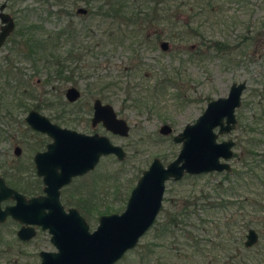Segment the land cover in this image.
I'll return each mask as SVG.
<instances>
[{
  "label": "rangeland",
  "instance_id": "rangeland-1",
  "mask_svg": "<svg viewBox=\"0 0 264 264\" xmlns=\"http://www.w3.org/2000/svg\"><path fill=\"white\" fill-rule=\"evenodd\" d=\"M4 1L3 11L13 18L15 28L17 25L36 24L40 28L36 30V36L40 39L47 33L71 22L79 28L83 25H91L93 37L89 35L86 27L78 34L80 42L84 44L87 41L91 44L89 48L91 50L84 58L82 57L80 62H75V60L68 62V66L72 68L75 64L78 68L82 65L73 73L74 78L77 79L76 84L62 82L53 77L51 73L54 65L48 64L47 67L44 64V56H41L42 53H35L32 58H25L12 52L10 59L13 60V66L17 67L16 71L19 72L23 85L15 89L3 88L2 90L0 88V93L4 92V105L6 106L5 102H9L14 119L9 121L7 117H4L0 122V164L7 165L14 162L12 148L18 145L22 150L19 163H26L24 167L27 166L34 147H39V140H43L44 137L33 134L24 123L19 121L24 117L28 108L22 109L17 104L21 102L32 105L37 103L38 99L42 100L50 107L41 108L38 111L57 125L78 132H96L106 135L113 144L120 145L124 149L126 156L122 161L116 160L111 155L102 157L90 175L81 178L79 184L76 182V186L77 184L78 186H91L90 191H87L89 190L87 187H80V192L91 193L90 199L94 201L92 203L96 207V216L107 208L120 212L125 206L130 189L152 158L156 157L166 164L176 156L179 150L180 144L172 143L171 135L158 134L157 130L160 125L168 124L172 133L179 132L185 124L193 123L209 100L225 96L231 83L245 81L246 86L241 94L240 105L235 110V128L228 134L218 135L216 139L220 141L231 138L234 141L232 151L236 153L240 151L245 137V126L251 121L252 113L255 111L251 102L255 103L260 97L256 92L260 90L258 81L264 75V0H242L240 2L211 0L209 13L205 10L203 16L195 17L190 22L192 27L200 25L199 36L188 37L183 41L174 37L171 41L166 38L168 23L157 22L153 26H141L143 30L140 36H144L147 32L148 39L143 37L144 41L142 40L140 45L131 44L130 46L127 38L123 43L108 40L106 34L112 30L107 28L103 22L102 26L95 29L96 24L99 23L92 13L97 5H102V0L93 2L92 6L85 5L82 0H47L44 2L40 0H0V4ZM175 2L186 5L184 7H188L190 3L189 0H163L158 6L175 5ZM78 8H84L89 13L80 15L76 13ZM180 17L185 19L186 14H181ZM178 24L175 25L176 30L180 28ZM157 31H159L160 40L155 39ZM251 32L259 34L257 36L260 38L256 42L251 43ZM240 35L246 38L242 42L238 39ZM111 39L116 40V38ZM225 39L230 41L227 53L215 55L210 45L213 41ZM162 40L167 41L169 45L166 51L159 49L158 45ZM11 43L9 36L0 47V63L3 56L11 49ZM67 43L69 42H63L59 46V55H65L69 47ZM205 45L208 48H205ZM198 47L201 48L203 57L190 59L189 51L197 50ZM132 49L135 51L132 52ZM131 56H138V59L131 60ZM31 59H35L34 62H31ZM131 64H133L132 68H130ZM79 73L84 76L80 77ZM47 75L48 78H46ZM2 80L0 76V84ZM25 81L27 84H24ZM69 85L79 89L80 97L74 103L61 108L58 102L64 100L63 92ZM100 87L102 88L101 93L110 97V104L118 116L129 125L127 137H114L100 127L91 128L89 126L90 105L95 97L91 93ZM28 92L35 95L36 100L31 99L29 102ZM55 110L65 113L64 117L74 120L72 123L75 124L65 125L55 121L52 118ZM228 163L230 168H236L239 165V162L233 158ZM29 172L30 170L25 171V177ZM256 172L259 170L256 169ZM219 173L221 172L203 173L196 178L186 177L177 182H166L156 223L163 220L166 211L172 209L174 201L181 195L194 194L201 206L196 207L194 214L183 225L199 240L202 248L204 247V252L197 255L189 253L190 264H209L210 261L222 264L228 261L231 255L235 257L234 262H237L241 256L243 264H264V209L259 208V204H264V180L260 182L256 176L249 177L244 174L242 179L246 180L245 183L238 182L239 188L236 189V193L233 196L225 194L224 197L229 200H238L247 196L251 198V205L244 204L237 208L238 203L229 208H220L212 205L218 198L215 190L211 188L214 183L222 179ZM105 179H108L106 184L103 183ZM111 182L113 184H110ZM230 184L225 182L223 186L227 187ZM72 190L73 187L72 189L68 187L65 192L71 194ZM201 191L204 193L207 191L208 194H204L199 199ZM85 199L87 201V198ZM228 215L234 219L225 228L222 225ZM96 224V219L88 222L89 229L92 230ZM246 224L252 227L258 235L257 242L249 247L251 250L247 252L241 245L247 229ZM155 226L156 224H153L142 235L137 245L114 264H147L139 261V251L151 240ZM0 231L3 232L4 239V242L0 243V264H39L36 253L39 250L53 249L45 233H39L38 237L21 244L14 241V235L8 233L6 229H0ZM226 234H228L226 247L229 250H224L221 248L223 246L216 244L218 239ZM167 241L166 238L160 241L159 245H167ZM164 251L168 253L167 246ZM161 255L166 258L162 252H160ZM169 261L172 264L176 262L174 259ZM176 264L189 263L180 260Z\"/></svg>",
  "mask_w": 264,
  "mask_h": 264
},
{
  "label": "water",
  "instance_id": "water-1",
  "mask_svg": "<svg viewBox=\"0 0 264 264\" xmlns=\"http://www.w3.org/2000/svg\"><path fill=\"white\" fill-rule=\"evenodd\" d=\"M4 8L5 1L0 4V47L14 26ZM77 12L85 13L86 9L78 8ZM158 46L161 51L169 47L165 40L160 41ZM245 86V81L233 82L225 96L209 100L193 123L185 124L172 136V141L180 144L176 157L166 166L153 159L131 189L124 209L118 214L100 216L91 232L74 209H68L66 213L62 210L58 202V188L67 183L72 175L91 169L100 155L112 153L120 159L122 150L103 136L60 128L43 115L29 111L25 117L27 124L32 129L46 132L53 140L45 152L34 156L37 174L42 176L46 185V196L25 201L21 194L6 188L0 179L1 198L12 193L16 200L15 206L0 211V220L10 214L24 224H37L42 229H48L56 251H41L40 264H114L125 251L135 246L152 225L161 206L165 180L176 181L183 174L198 175L230 169L228 161L232 158L234 141L231 138L216 139L218 135L228 134L235 128V110L240 105ZM78 95L73 86L67 87L64 92L69 102ZM93 109V122L101 120L107 130L122 136L126 134L125 122L115 117L109 104L101 105L95 99ZM170 131L167 124L159 128L161 134ZM44 208L47 212H43ZM32 234L30 228L21 227L17 231L21 239H27ZM257 239L256 231L248 227L243 246L252 247Z\"/></svg>",
  "mask_w": 264,
  "mask_h": 264
},
{
  "label": "trees",
  "instance_id": "trees-1",
  "mask_svg": "<svg viewBox=\"0 0 264 264\" xmlns=\"http://www.w3.org/2000/svg\"><path fill=\"white\" fill-rule=\"evenodd\" d=\"M40 1L44 2L47 0ZM95 1L97 0H82V2H84L87 6H92V3ZM162 1L163 0H102V5H97L95 7V11L92 13L95 15V18L98 21L97 23H99L96 24L95 29L102 26L103 22L107 28L112 30L110 33L106 34L108 40L123 43V41L127 38L129 39V46L131 44L140 45L144 41V38L148 39L147 32H145L144 36H140L142 35L141 31L143 30L141 26H153L156 25L157 22L168 23L169 27L166 38L171 41L174 37L179 41H183L188 37L199 36L198 28L200 25L192 27L190 22L195 17L200 18L203 16L205 14V10L209 13L211 0H189L190 3L188 4V7H184L186 5H180L177 2H175V5L170 4L166 7H159L158 4L162 3ZM235 1L240 2L242 0ZM88 13L89 12L86 10V14ZM180 13L186 14V20L180 17ZM177 23H179L178 25H180V28L176 30L175 25H177ZM85 27L89 35L91 34L93 37L91 25H83L79 28L78 25L72 22L58 27L55 31L47 33V35L42 39L36 36L37 31L40 29L36 24H29L23 28H17L14 32L16 35H14L11 39V49L8 54L3 56L0 63V73H10L6 75L4 80H2L3 84H0V88L15 89L23 85L19 78V72L16 71L17 67L13 66V60L10 59L12 52L16 55H22L25 58H32L35 53H42L41 56H44L43 58L45 60L44 64H46L47 67L48 64L52 66L54 65L53 72L51 73L53 77L62 82L76 84L77 79L74 78L75 75L73 73L76 72V68L79 69L82 65L78 68L75 64L73 66L75 69L73 70L72 67L68 66V62H73L74 60L75 62H80L82 57L84 58V56L91 50H89L91 46L90 43L86 41L83 44L78 39V34L81 30L85 29ZM174 31L175 33H173ZM158 32L159 31H157V35H155L156 40L161 39ZM257 35L259 34L251 32V43L256 42V40L260 38V36ZM111 38H116V40H112ZM248 38L249 37H247V39ZM238 39L239 42H242L246 38L244 35H240ZM63 42H69L67 43L69 47L66 50L65 55H59L58 49ZM229 47L230 41L227 39L223 41H213L210 45L211 51L215 55L226 54ZM205 48H208L207 45H205ZM134 51L135 50L132 49V52ZM189 53L191 54L190 59H201L203 57L200 47H198L197 50H190ZM134 55H136V53H134ZM137 59L138 56H131V60ZM34 60L35 59H31V62H34ZM132 65L133 64H131L130 68H132ZM79 74L80 77L84 76L81 75V73ZM48 77L49 76L47 75L46 78ZM24 84H27V82L25 81ZM258 84L260 85V90L256 93L260 97L255 103L251 102V104L255 107V111L252 113L251 121L245 126L243 145L240 147V151L238 153L233 152L232 154V158L237 160L239 165L236 168H230L228 171L219 173L222 179L219 182L214 183L213 187H211L212 190H215L218 198L215 203H212V205H215L216 207L229 208L231 205L235 206L238 203L240 205H236L237 208L243 206L244 204L251 205V198L247 196L238 200H229L224 197V195L228 194L233 196L236 193V189L239 188L238 182L243 184L246 181L242 179L244 174L249 177H251V175L256 176L260 182H263L264 180V75L258 81ZM97 90L100 91V93ZM101 90L102 88L100 87L91 94L102 100L110 102V97L101 93ZM126 93L129 94L128 92ZM235 144L238 145V143ZM256 169L259 170V172H256ZM199 176H201V174L188 175L184 178H196ZM225 182H229L231 184L227 187L223 186V183ZM204 194H208V192L205 191L204 193L201 191V193H199V199L202 198ZM195 196L196 195L194 194L181 195L174 201L172 209L166 211L163 220L159 223L155 222L156 226L153 229L151 240L144 244L141 251H139V261L141 263L172 264L169 260L174 259L176 262L181 260L187 261L190 264L191 260L188 259L189 253L191 255L203 254L204 247L202 248L199 240L196 239L192 232L186 229L183 225L186 223V220L194 214L195 210L201 206L200 203L198 204V199H196ZM259 208L264 209V204H259ZM232 219L234 218L228 215L224 219L222 226L225 228L228 227ZM246 227L248 228L249 225L246 224ZM227 235L228 234L222 235L216 243L217 245L223 246L221 248L224 250H229V248L226 247L228 241ZM166 238L168 239L167 245L164 244L159 246L161 247V252L165 254V258L164 256L157 254L155 249L158 246L157 243L165 240ZM222 242H224L223 245ZM241 243V245H243L242 241ZM165 246H167V251L170 255H168V253H164ZM243 250L247 252L251 249L244 247ZM234 258V255H231L230 258H228V261H224L222 264H243L241 256L237 262L233 261ZM214 263L216 264L217 262H209V264Z\"/></svg>",
  "mask_w": 264,
  "mask_h": 264
},
{
  "label": "flooded vegetation",
  "instance_id": "flooded-vegetation-1",
  "mask_svg": "<svg viewBox=\"0 0 264 264\" xmlns=\"http://www.w3.org/2000/svg\"><path fill=\"white\" fill-rule=\"evenodd\" d=\"M76 13H78V14H85V13H79V12H77V10H76ZM11 17V16H10ZM12 18V17H11ZM12 21H13V23H14V20H13V18H12ZM24 26H27V25H17V28H20V27H24ZM17 28H15V23H14V26H13V29H12V31L9 33V35L6 37V39L10 36L11 37V39H12V37L14 36V35H16V34H14V32L16 31V29ZM5 39V40H6ZM5 42V41H4ZM3 42V43H4ZM3 45V44H2ZM1 45V46H2ZM7 74H10V73H0V76L3 78V80H4V78L6 77V75ZM69 86H73V85H69ZM68 86V87H69ZM73 87H75V86H73ZM67 88V87H66ZM66 88L64 89V92H65V90H66ZM76 88V87H75ZM77 89V88H76ZM3 90V89H2ZM78 90V92H79V95H78V97L74 100V101H72V102H69V101H67V99L64 97V92H63V97H64V100L63 101H61V102H58V105L59 106H61V108H64L66 105H69V104H71V103H74L79 97H80V91H79V89H77ZM4 92H2L1 94H0V122H2L3 121V119L2 118H4V117H7V119L9 120V121H11V120H14L13 118H12V114H11V109H10V106H9V102H5L6 103V106L4 105V99H3V97H4ZM27 100L30 102L31 101V99L34 101V100H36L35 99V95H33L32 93H30V92H28V95H27ZM95 99H98L99 101H100V104L101 105H104V104H109L111 107H112V110H113V112H114V115H115V117L116 118H118V119H122L124 122H125V124H126V126H127V131H126V134L125 135H119V134H117V133H113V132H111V131H109V130H107L104 126H103V124H102V121L101 120H97V121H95V122H93V119H94V109H93V101L95 100ZM111 102H108V101H105V100H102V99H100V98H98V97H94L93 98V100H92V102H91V105H90V108H91V115H90V117H89V119H88V122H89V126L91 127V128H96V127H100V128H102L106 133H108L109 135H112V136H114V137H118V138H125V137H127L128 136V133H129V125L127 124V122L123 119V118H121V117H119L118 116V114H117V112L115 111V109H114V107L110 104ZM18 106H20V108H22V109H27V112H26V114L24 115V117L22 118V119H19V121L21 122V123H24L25 125H26V127H28V130H30L33 134H35V135H39V136H43L44 137V139L43 140H39V143H38V145H39V147H34V150H33V152H32V154H31V158H29L28 159V161H27V166L26 167H24L25 166V164H20L19 163V157H20V155H21V153H22V150H21V147H19L18 145H14L13 146V148H12V153H13V155H14V162H10L9 164H0V179L2 180V182H3V184L5 185V187L6 188H8V189H10V190H13L14 192H17V193H19V194H21L23 197H24V199H25V201H28V200H30L31 198H34V197H43V196H46V192L44 191V187H46V185L44 184V182H43V179H42V176L41 175H38L37 174V170H36V166H35V161H34V156L36 155V154H38V153H43V152H45L46 150H47V145L48 144H50L53 140H52V138L49 136V135H47L46 134V132H41V131H38V130H35V129H32L28 124H27V122L25 121V117H26V115L28 114V112L29 111H35V112H37L38 114H40V115H43V114H41L38 110H40L41 108H49L50 107V105H48V104H44V102H42V100L40 101L39 99H38V102L37 103H34V104H27V103H21V102H19L18 104H17ZM29 105H31V106H29ZM64 115H65V113H63L62 111L60 112H58V111H56L55 110V114H53V116H52V118L55 120V121H57V122H59V123H63V124H65V125H71V124H75V123H72V121H74V120H72V119H70V120H68V119H66L65 117H64ZM44 116V115H43ZM44 117H46V116H44ZM47 118V120L50 122V123H52V124H55L56 126H58V127H60V128H64V129H68V130H71V131H74V132H77V133H81V134H85V135H94V134H96V135H98V136H103V137H105L112 145H116V146H119L120 147V149L122 150V152H123V156H122V158H118L115 154H112V153H108V154H103V155H100L99 157H98V159H97V162L94 164V166L91 168V169H88V170H86L85 172H83V173H81V174H76V175H72L70 178H69V181L67 182V183H64V184H62V185H60L59 186V188H58V202H59V204L61 205V207H62V210L66 213L67 211H68V209H74L77 213H78V215L79 216H81L82 218H83V220L85 221V223L87 224V227H88V222H91V221H93L94 219H96L97 220V224H98V218L100 217V216H102V215H109V214H118V213H120V212H118V210H116V211H114L115 209H113V210H110V209H105V211L104 212H102V213H100L99 215H95V213H96V207H95V205L93 204L94 203V201L92 200L91 201V199H90V197H91V193L89 192V193H87V194H85L83 191H81L80 192V187H87L89 190H87V191H90V187L91 186H78V184L80 183V179L81 178H83L84 176H86V175H90V173L94 170V168H95V166L97 165V163H98V161H99V159L100 158H102V157H105V156H114L115 157V159L116 160H118V161H122L124 158H125V151H124V149L120 146V145H117V144H113L110 140H109V138L106 136V135H103V134H99V133H96V132H92V133H83V132H78V131H75V130H73V129H69V128H65V127H62V126H59V125H57L56 123H54V122H52L48 117H46ZM75 122L76 123H78V121H76L75 120ZM165 124V123H164ZM162 125V124H161ZM160 125V126H161ZM168 125V124H167ZM169 126V125H168ZM170 127V126H169ZM160 128V127H159ZM159 128H158V134H160V135H163V136H169V135H171L170 137V139H171V142L172 143H174L173 141H172V136L174 135V134H177V133H172V129H171V131L168 133V134H161L160 132H159ZM171 128V127H170ZM181 131V130H180ZM0 134H1V130H0ZM1 137V136H0ZM36 144V143H35ZM174 144H178V143H174ZM180 148V147H179ZM178 153V152H177ZM177 155V154H176ZM176 157V156H175ZM174 157V158H175ZM173 158V159H174ZM153 159H157L163 166H166L170 161H172V160H170V161H168L166 164H163L158 158H156V157H154V158H152V160ZM152 160L150 161V163L152 162ZM150 163L148 164V166L150 165ZM148 166H147V168H148ZM146 168V169H147ZM146 169H144V170H146ZM26 170H30V172L28 173V175L25 177V171ZM143 170V171H144ZM56 171L58 172L59 171V169H56ZM143 171L141 172V175H142V173H143ZM140 175V176H141ZM140 176L137 178V180H136V182H135V184L132 186V188L136 185V183H137V181H138V179L140 178ZM185 176H188L187 174H183L182 175V177L180 178V179H183ZM180 179H178V180H176V181H172V180H170V179H168V180H165L164 181V189H165V183L166 182H168V181H171V182H177V181H179ZM76 182L78 183L77 184V186H76ZM95 183V182H94ZM103 183H108V179H105L104 181H103ZM110 184H113L112 182L110 183ZM95 187H96V184L94 185ZM68 187H71V189H72V187H73V190L71 191V194H67L65 191H66V189L68 188ZM118 187H119V185H118ZM131 188V189H132ZM131 189H130V191H131ZM130 191H129V193H130ZM121 192V191H120ZM163 193H164V190H163ZM128 196H129V194H128ZM128 196H127V198H128ZM85 198H87V201H85L86 199ZM127 198H126V201H127ZM162 200H163V196H162ZM93 202V203H92ZM93 205H92V204ZM15 204H16V200H15V198H14V196H13V194L12 193H8L7 194V196H5V197H3V198H1V196H0V211H5L6 209H9L10 207H13V206H15ZM125 204H126V202H125ZM161 204H162V201H161ZM125 207V206H124ZM124 209V208H123ZM161 210V206H160V209H159V211ZM159 211H158V213H159ZM43 212H47V208H44L43 209ZM107 212V213H106ZM158 215V214H157ZM157 215H156V217H157ZM156 217H155V219H154V221H153V223H152V225L153 224H155V222H156ZM97 224L95 225V227L97 226ZM151 225V226H152ZM151 226L149 227V229L151 228ZM21 227H25V228H30L31 229V231L33 232V234L29 237V238H27V239H21V238H19L18 236H17V231L21 228ZM94 227V228H95ZM93 228V229H94ZM0 229H6L7 231H8V233H12L13 235H14V238H13V240L15 241L16 240V242L17 243H21V244H25V243H28L29 241H31L32 239H34L35 237H38L39 236V233H45V235H46V237L48 238V241H49V243H50V245L52 246V250H39L37 253H36V255L38 256V259H39V264H40V262H41V259H40V256H39V253L41 252V251H44V252H55L56 251V248H55V246L51 243V241H50V236H51V234L48 232V229L47 228H45V229H42L41 228V226L40 225H37V224H29V223H26V224H24V223H22V222H19V221H17L15 218H13L10 214H6L3 218H2V220H0ZM92 229V230H93ZM92 230H90L89 229V227H88V231L89 232H91ZM142 237V236H141ZM140 237V238H141ZM139 238V239H140ZM139 239H138V241H139ZM4 239H3V232H1L0 231V243L1 242H4L3 241ZM138 241H137V243H138ZM137 243L135 244V246L137 245ZM2 244V243H1ZM158 244V246H157V248L158 249H156V253L157 254H159L160 255V253L159 252H161V247H160V249H159V242L157 243ZM134 246V247H135ZM133 247V248H134ZM133 248H131V249H133ZM131 249H129V250H131ZM129 250H127V251H129ZM127 251H125L124 253H123V255L127 252ZM122 255V256H123ZM121 256V257H122ZM120 257V258H121ZM119 260V259H118ZM117 260V261H118Z\"/></svg>",
  "mask_w": 264,
  "mask_h": 264
}]
</instances>
